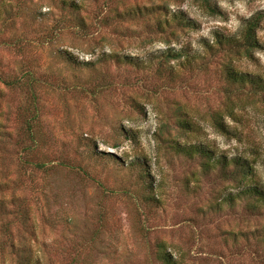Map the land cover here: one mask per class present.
I'll return each mask as SVG.
<instances>
[{
  "label": "rangeland",
  "instance_id": "obj_1",
  "mask_svg": "<svg viewBox=\"0 0 264 264\" xmlns=\"http://www.w3.org/2000/svg\"><path fill=\"white\" fill-rule=\"evenodd\" d=\"M62 1L0 0V71H31L39 115L25 155L33 106L0 82V130L10 136H0V180L17 186L46 257L66 264L73 245L79 263L164 264L161 245L175 264H264V206L250 207L255 198L219 164L204 169V155L176 150L243 156L255 171L246 180L264 187L263 94L221 70L264 76V19L251 56L204 46L214 32L238 35L264 0H210L213 13L202 0ZM178 10L196 28L158 27ZM169 47L188 58L165 60ZM217 112L229 133L214 126Z\"/></svg>",
  "mask_w": 264,
  "mask_h": 264
},
{
  "label": "trees",
  "instance_id": "obj_2",
  "mask_svg": "<svg viewBox=\"0 0 264 264\" xmlns=\"http://www.w3.org/2000/svg\"><path fill=\"white\" fill-rule=\"evenodd\" d=\"M67 4L66 1H62ZM70 7L78 8V5L70 2L68 4ZM202 6L213 13L217 10L215 4L211 3L210 0H202ZM264 19V9L256 11L250 17L243 20L241 25V30L238 35L233 34H221L220 32H214L212 40H204V46L211 51H225L233 55L244 54L245 56H251L254 49L260 48L261 42L258 38L257 30L260 27ZM171 22L180 27H186L194 29L196 28V22L190 18L184 11L178 10L170 15V18H166L163 21L157 23L158 27L162 28L163 25H168ZM79 26L83 27V23L79 22ZM64 51L59 55L62 56ZM159 55V54H158ZM116 61L118 62H132V59L125 57L120 58V56L114 55ZM161 57L165 60L168 59H178L184 56L188 58V54L183 52V48L175 50L169 47L160 53ZM158 57V56H157ZM190 61V59H186ZM162 62L159 63L158 67H161ZM144 66V65H143ZM222 74L226 82L231 85H236L242 89H248L249 91L256 94H263L264 103V76L259 73H254L251 71H239L233 64L224 63L222 65ZM4 72L0 71V82L10 88H18L25 91L29 97V104L33 106V112L31 116L27 117L24 121L25 132L24 135L27 136V140L31 145L24 147L25 155H27L33 147L37 146V134L34 131L35 122L38 121V107H37V92L34 87L35 79L31 74V71H22L20 75H4ZM231 114V113H230ZM214 126L216 129L222 133H229V129L223 120V116L220 112L215 113L213 117ZM188 122H184L185 124ZM0 127H2L0 125ZM9 136L6 131L0 130V136ZM3 141L0 139V143ZM4 142V141H3ZM177 152L185 155L193 156L195 154L204 155L207 158L202 164L204 169L213 168L216 164L220 165L223 175H233L234 178L239 181L240 192L243 195L254 197L256 203H251L250 207L255 208L258 206H264V187L261 183L257 182L255 179L246 180V178H252L255 175V171L252 162L248 161L243 156H233L227 158L226 156H221L220 158H215L214 156H206L208 149L201 144L192 145H180L177 144ZM109 157H114L111 153H105ZM38 168H41L40 163H35ZM6 181L0 180V264H53L52 260L46 257L45 247L37 245V237L34 228L30 224V209L26 206L24 199L13 194V189L17 188L11 187ZM9 193V195H8ZM13 226L19 228V231L14 234ZM19 234V236H18ZM88 242V241H87ZM85 244L82 248H85ZM92 250L95 247L91 246ZM89 247V250H91ZM69 260L66 264H90V263H79L75 258V248L70 245L66 248ZM73 256L70 257V254ZM91 250V251H92ZM158 256L157 258L164 264H175L174 260L163 249L161 245L158 246Z\"/></svg>",
  "mask_w": 264,
  "mask_h": 264
}]
</instances>
